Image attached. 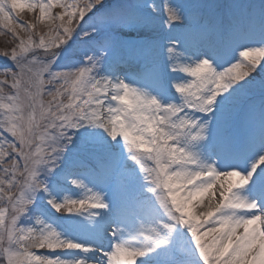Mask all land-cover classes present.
<instances>
[{
	"label": "snow or ice",
	"instance_id": "1",
	"mask_svg": "<svg viewBox=\"0 0 264 264\" xmlns=\"http://www.w3.org/2000/svg\"><path fill=\"white\" fill-rule=\"evenodd\" d=\"M0 33V264H264V0H0Z\"/></svg>",
	"mask_w": 264,
	"mask_h": 264
},
{
	"label": "rangeland",
	"instance_id": "2",
	"mask_svg": "<svg viewBox=\"0 0 264 264\" xmlns=\"http://www.w3.org/2000/svg\"><path fill=\"white\" fill-rule=\"evenodd\" d=\"M21 19H23L25 21L31 20L32 19V14L25 10L23 13H21ZM9 41H10V37L4 35L3 33H0V48H4L6 46H10Z\"/></svg>",
	"mask_w": 264,
	"mask_h": 264
}]
</instances>
